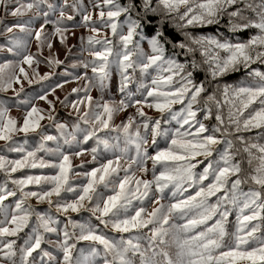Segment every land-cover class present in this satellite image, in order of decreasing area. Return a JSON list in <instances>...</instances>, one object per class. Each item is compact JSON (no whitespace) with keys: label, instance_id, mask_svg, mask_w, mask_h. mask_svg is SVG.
<instances>
[{"label":"clouds","instance_id":"clouds-1","mask_svg":"<svg viewBox=\"0 0 264 264\" xmlns=\"http://www.w3.org/2000/svg\"><path fill=\"white\" fill-rule=\"evenodd\" d=\"M0 264H264V0H0Z\"/></svg>","mask_w":264,"mask_h":264}]
</instances>
